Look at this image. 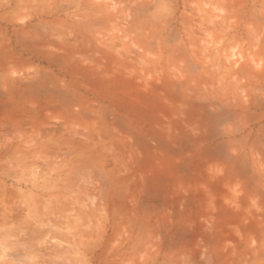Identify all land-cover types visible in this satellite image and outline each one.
Instances as JSON below:
<instances>
[{
	"label": "rangeland",
	"instance_id": "rangeland-1",
	"mask_svg": "<svg viewBox=\"0 0 264 264\" xmlns=\"http://www.w3.org/2000/svg\"><path fill=\"white\" fill-rule=\"evenodd\" d=\"M0 264H264V0H0Z\"/></svg>",
	"mask_w": 264,
	"mask_h": 264
}]
</instances>
